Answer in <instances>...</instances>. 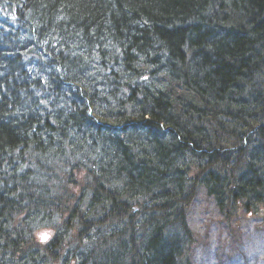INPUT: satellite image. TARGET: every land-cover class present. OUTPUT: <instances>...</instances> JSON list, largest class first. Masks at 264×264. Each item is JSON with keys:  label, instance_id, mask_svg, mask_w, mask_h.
Listing matches in <instances>:
<instances>
[{"label": "trees", "instance_id": "obj_1", "mask_svg": "<svg viewBox=\"0 0 264 264\" xmlns=\"http://www.w3.org/2000/svg\"><path fill=\"white\" fill-rule=\"evenodd\" d=\"M207 200L264 213V0H0V264H193Z\"/></svg>", "mask_w": 264, "mask_h": 264}, {"label": "rangeland", "instance_id": "obj_2", "mask_svg": "<svg viewBox=\"0 0 264 264\" xmlns=\"http://www.w3.org/2000/svg\"><path fill=\"white\" fill-rule=\"evenodd\" d=\"M197 204L189 218L195 241L193 264H264V213L248 216L241 211L228 220L218 214L212 201ZM44 234L49 239L53 232L41 230L37 234L41 244Z\"/></svg>", "mask_w": 264, "mask_h": 264}, {"label": "snow or ice", "instance_id": "obj_3", "mask_svg": "<svg viewBox=\"0 0 264 264\" xmlns=\"http://www.w3.org/2000/svg\"><path fill=\"white\" fill-rule=\"evenodd\" d=\"M42 239L46 241L48 239L47 234H44L43 237H42Z\"/></svg>", "mask_w": 264, "mask_h": 264}]
</instances>
